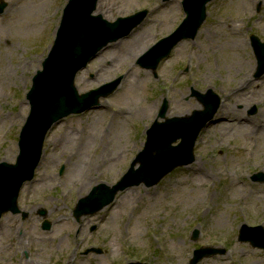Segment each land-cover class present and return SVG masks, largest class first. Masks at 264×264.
Returning a JSON list of instances; mask_svg holds the SVG:
<instances>
[{
  "label": "rangeland",
  "instance_id": "374dc122",
  "mask_svg": "<svg viewBox=\"0 0 264 264\" xmlns=\"http://www.w3.org/2000/svg\"><path fill=\"white\" fill-rule=\"evenodd\" d=\"M67 1L3 2L0 68L13 78L0 79V164L16 162L29 112L26 93L41 70ZM107 2L109 8L103 10L98 0L94 13L108 22L144 10L148 14L130 36L101 51L77 74L74 84L84 94L120 77L121 83L100 100L98 109L50 127L34 179L19 195L26 219L10 213L0 219V264H67L71 258L73 264H190L194 250L201 247L221 254L198 264H264V250L254 247L246 239L254 234L243 230L245 225L264 227V182L253 181L255 176L264 178L260 168L264 134L241 139L236 130L237 119L246 118L244 124L249 125L248 119L264 116V75L255 77L259 67L249 40L254 35L264 43V0H213L195 40L182 41L155 75L142 69L150 59L144 55L183 20L181 0ZM245 75L249 82L243 80ZM236 88L243 101L235 96ZM209 90L212 100L221 99L220 112L199 136L191 165L174 170L153 188L127 189L116 196L112 207L94 216L79 222L72 217L77 199L100 183L111 186L121 179L142 152L155 121L159 126L154 132L160 134L167 131L169 120L202 111ZM226 120L232 123L224 124ZM223 126L235 134L223 136L219 131ZM166 136L171 142L178 138L171 144L174 148L182 143V134L172 131ZM101 143L117 161L97 167L95 182L79 196L78 187L71 185L76 178L72 164L98 155ZM157 155L151 151L147 170ZM127 193L130 199L124 201ZM44 210L52 224L48 232L42 230L38 216ZM94 224L100 229L91 234ZM240 234L248 242L240 243ZM90 247L99 248L101 254H84Z\"/></svg>",
  "mask_w": 264,
  "mask_h": 264
},
{
  "label": "water",
  "instance_id": "95a60500",
  "mask_svg": "<svg viewBox=\"0 0 264 264\" xmlns=\"http://www.w3.org/2000/svg\"><path fill=\"white\" fill-rule=\"evenodd\" d=\"M169 1V0H164ZM211 0H182V7L186 14V19L180 27L168 38L159 42L148 52L151 62L146 68L156 69L158 63L166 58L172 48L183 39H193L205 19V7ZM97 0H69L63 10L62 20L58 28L56 38L52 49L42 65V71H39L33 79L32 87L27 95L30 106V113L23 126L19 139V156L16 164H0V217L7 212L18 213L17 199L22 185L30 181L34 170L38 165L42 146L46 133L50 127L58 120L71 113H81L97 104L100 96L105 97L111 94L119 84V80L114 81L108 86L91 92L89 94L78 96L73 86L76 73L85 68L87 63L108 43L115 42L124 38L138 26L146 12L137 13L124 19H117L114 23H108L101 16H93ZM4 5H0V13ZM253 44L258 45L257 39L253 38ZM258 50L263 53V48L259 46ZM212 93L202 101L207 105V111L195 113L186 123H190L189 135L185 144L176 149L169 147V143L154 145L155 139L163 140L165 133L148 137L144 151L138 155V159L146 164L151 159V151L158 153L154 166L148 170L141 168L136 174V179L129 180L132 172L126 175L124 179L110 193L92 196L82 200L80 207L75 211V216L86 213V205L91 200H95L99 207L110 202L118 191L128 187L139 185L144 182L150 187L158 183L174 167L188 164L192 161V147L199 130L210 120L218 106V99L212 100ZM215 100V101H214ZM214 101V102H213ZM166 105L161 109L164 114ZM182 121V120H181ZM174 124V120L168 121ZM157 134V135H156ZM145 160V161H144ZM133 174V175H135ZM125 182V183H124ZM96 197V198H95ZM45 215L44 212L41 213ZM49 224H44V229H48ZM244 232L253 233L250 238L243 237L240 234V241H251L252 245L264 249V229L262 227L247 228L243 227ZM243 232V233H244ZM247 240H246V239ZM210 254L206 250L195 252L192 264H196L203 257Z\"/></svg>",
  "mask_w": 264,
  "mask_h": 264
},
{
  "label": "bare ground",
  "instance_id": "6f19581e",
  "mask_svg": "<svg viewBox=\"0 0 264 264\" xmlns=\"http://www.w3.org/2000/svg\"><path fill=\"white\" fill-rule=\"evenodd\" d=\"M100 5H101L100 8L103 10L109 8V4H108L107 0H101ZM244 64H245V66L248 67L247 63H244ZM23 67H25V66H23ZM238 68H241L240 65H238ZM4 71H6V70L4 69ZM248 72H250V69H248ZM8 78H13V76L12 75L9 76V73L7 71L4 72V74H3L2 73V67H1L0 68V79L4 81V80H7ZM16 80H18L17 77H16ZM243 80L244 81L247 80V82H249V76L245 75ZM262 82H264V79ZM238 88L235 89V92ZM239 95H241V96L239 97ZM235 96L238 97V99L243 101L244 97H242L243 95L239 91L236 92ZM221 108H223V107H221ZM224 108H227V107L225 106ZM219 112H220V109H219ZM183 114H185V115H183L184 117H187L189 113L184 112ZM245 119L246 118L241 117V119H237L238 121L236 120L238 122V125H240V126L236 127V130L239 132L241 139L242 138L243 139L252 138L254 136L257 137L258 136L257 133L264 134V120H263L264 116H262L261 119H259V120H254V119L249 120L247 118L248 119L247 123L249 125L244 124V122L246 121ZM111 123H112V121H111ZM231 123H232L231 120L230 121H227V120L224 121V124H231ZM223 127H225V128H223ZM223 127L219 130L221 134L224 133L223 136H229V135L235 134V133H232L233 132L232 130H230V131L227 130L228 126H223ZM228 128L231 129V127H228ZM102 135H103V138L106 137L107 133H105V130L102 131ZM262 139H264V138H262ZM99 148H101V152L98 155L93 156L92 159L84 160V158L83 159L78 158L77 161L72 164L73 170H72V168L70 169L71 174H73V176H76V178L74 179V181H72L71 185H73L74 187H78L77 189L79 191L78 192L79 196L81 195L82 191L88 190L91 187L92 183L95 182L94 179L92 178V176H93L95 170L97 169V167L102 168L105 165H107L108 163H110V165H111L112 163L117 161V159L112 156V153L107 152L109 149L106 148V145H103L101 143L98 146V149ZM260 168H262V170H264V164H263V167L261 166ZM195 173L199 174L200 170L195 171ZM209 175L213 176L212 174H209ZM231 175H233V174H231ZM128 194H130V193H127L126 196L125 197L123 196L124 198L122 197L121 199H123L124 201L129 200L130 196H128ZM71 262H72V258L67 264H72Z\"/></svg>",
  "mask_w": 264,
  "mask_h": 264
}]
</instances>
